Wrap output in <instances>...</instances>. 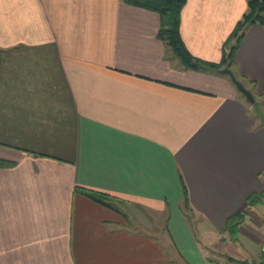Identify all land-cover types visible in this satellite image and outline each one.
I'll use <instances>...</instances> for the list:
<instances>
[{"label":"crops","instance_id":"crops-1","mask_svg":"<svg viewBox=\"0 0 264 264\" xmlns=\"http://www.w3.org/2000/svg\"><path fill=\"white\" fill-rule=\"evenodd\" d=\"M247 3L185 0L188 52L220 62ZM159 27L136 0H0V264H240L223 254L247 259L249 240L264 253V23L230 64L255 103L185 67Z\"/></svg>","mask_w":264,"mask_h":264},{"label":"trees","instance_id":"trees-1","mask_svg":"<svg viewBox=\"0 0 264 264\" xmlns=\"http://www.w3.org/2000/svg\"><path fill=\"white\" fill-rule=\"evenodd\" d=\"M185 0H136V3H140L148 8L156 10L160 15V27L158 30V36L167 47L173 52V54L182 62L187 68L196 70H210L223 74V69H230V64L233 61L235 50L240 43V40L245 32V29L252 23L259 22L264 23V0H248L247 11L243 14L242 18L237 22L235 29L231 32L224 45H229L232 39H235V43L230 45L228 51H223V56L220 62H204L193 57L186 49L180 35V11ZM231 70V69H230ZM256 102V101H255ZM254 102V103H255ZM5 163L0 160V164ZM92 199L99 201L105 205L116 208L112 203V198L106 193L98 192L95 190L82 189ZM262 195H251L248 198V203H255L261 201ZM260 197V198H259ZM183 201L187 209L188 196L186 187L183 184ZM117 209V208H116ZM242 214L231 215L226 221V230L230 236L234 235L237 231V226ZM229 260L233 258L228 257ZM240 264H249L245 260H237ZM263 263V262H261Z\"/></svg>","mask_w":264,"mask_h":264},{"label":"rangeland","instance_id":"rangeland-1","mask_svg":"<svg viewBox=\"0 0 264 264\" xmlns=\"http://www.w3.org/2000/svg\"><path fill=\"white\" fill-rule=\"evenodd\" d=\"M222 75L229 77V75L226 73H223ZM239 93L241 95H243L241 92H239ZM113 204L116 205V207L120 208L122 211H124L128 215L127 218H129V222H130L131 226H137V228L138 227L141 228V226L138 224H142V225H147L149 227L150 225H153L152 223H154V225L158 224L157 227H159V228L163 227L164 214H162V213L161 214L156 213V215H155V213L154 214L152 213L151 216L149 214L144 216L143 213H141L137 209L135 210L134 208H131L130 207L131 205L123 204V203H119V202H113ZM262 211L264 212V209H262ZM149 216L151 217V219ZM155 217H156V221H155ZM155 222H157V224ZM193 228H194V225H193ZM194 230H195V228H194ZM195 232H196V230H195ZM159 234H161V232H159ZM227 234H228V236H230L228 232H227ZM196 235L198 236V238H201L200 234L198 232H196ZM255 248H257L256 252H255ZM206 249H208V248H206ZM233 250L236 251L235 248H233ZM261 250H262L261 247H257L253 241L249 240L247 250H246L247 254H245L247 259L245 257H239L240 259H238L236 256L237 254L234 251H232V252H228V251L225 252L224 251L225 253L223 254V257H226L224 260H229L228 257H231V258H233L232 261L235 260L236 262H238L237 260H240V261L245 260V261L249 262V264H264V253H262ZM237 251H239V250H237ZM212 254L215 256H219L220 252L214 251V252H212ZM261 262H263V263H261Z\"/></svg>","mask_w":264,"mask_h":264},{"label":"water","instance_id":"water-1","mask_svg":"<svg viewBox=\"0 0 264 264\" xmlns=\"http://www.w3.org/2000/svg\"><path fill=\"white\" fill-rule=\"evenodd\" d=\"M222 72L229 75L231 81L233 82L237 90L244 95V97L246 98L248 102L250 103L255 102V97L253 93L251 92V90L248 89L239 79L236 78L232 70L226 68V69H223Z\"/></svg>","mask_w":264,"mask_h":264}]
</instances>
